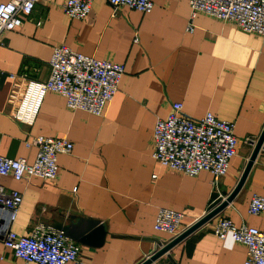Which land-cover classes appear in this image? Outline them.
I'll return each mask as SVG.
<instances>
[{"label": "crops", "instance_id": "crops-1", "mask_svg": "<svg viewBox=\"0 0 264 264\" xmlns=\"http://www.w3.org/2000/svg\"><path fill=\"white\" fill-rule=\"evenodd\" d=\"M63 1L39 0L20 27L0 35V155L32 163L36 149L24 143L37 135L73 143L70 153L58 155L54 180L0 175V185L23 196L11 230L24 236L38 224L66 227L86 264H138L168 239L154 230L159 209L183 213L188 227L236 185L253 149L248 139L256 141L264 127V37L203 13L187 31L189 0H153L148 13L123 6L114 16L107 0H93L82 20L65 16ZM61 44L122 64L118 91L103 116L69 110L63 97L49 92L32 125L19 122L26 87L20 75L45 81L52 49ZM174 102L193 119L210 112L234 123L237 153L216 187L209 172L182 175L151 157L155 122ZM254 194L264 195V147L219 215L264 232V212L247 211ZM6 224L4 217L0 264H36L4 247ZM245 257L242 244L218 239L207 223L152 264H243Z\"/></svg>", "mask_w": 264, "mask_h": 264}, {"label": "built area", "instance_id": "built-area-1", "mask_svg": "<svg viewBox=\"0 0 264 264\" xmlns=\"http://www.w3.org/2000/svg\"><path fill=\"white\" fill-rule=\"evenodd\" d=\"M39 0H9L0 3V35L20 27L29 17ZM114 16L119 7L148 13L153 0H107ZM93 0H64L63 14L70 19L82 20L90 12ZM187 31L194 29V19L203 13L223 22H231L241 31L264 37V0H189ZM37 26L41 21H37ZM50 73L45 81L26 78V87L15 114V119L32 125L43 97L56 93L63 97L67 109L82 110L103 116L118 91L124 66L77 52L66 45L53 47L49 60ZM18 75L11 74V79ZM151 157L161 166L176 173L195 177L209 172L213 186L225 176L230 160L237 153L238 140L234 123L216 118L206 112L198 119L187 116L180 102H174L165 118L155 122ZM254 144V139H248ZM26 148H35L32 163L25 158H8L0 155V175L20 181L32 176L54 180L58 175L57 157L70 153L73 143L66 137L37 135L25 141ZM23 196L16 189L0 185L1 241L15 258L36 264H86L80 256V246L68 239L62 231L38 224L28 235L11 230ZM218 199H224L219 193ZM219 201V202H220ZM218 202V203H219ZM217 203V204H218ZM216 204V205H217ZM214 207V206H213ZM249 214L264 212V195H252L248 202ZM183 213L161 208L157 211L154 230L168 235V239L155 248L162 247L186 227L182 226ZM211 232L218 239H231L246 248L243 264H264V232L245 224L237 225L217 214L209 222Z\"/></svg>", "mask_w": 264, "mask_h": 264}, {"label": "water", "instance_id": "water-1", "mask_svg": "<svg viewBox=\"0 0 264 264\" xmlns=\"http://www.w3.org/2000/svg\"><path fill=\"white\" fill-rule=\"evenodd\" d=\"M264 147V127L259 135V137L256 139V141L253 144V149L250 153V156L246 162V165L236 183L234 188L231 190L229 194L224 196V199H222L217 205L212 207L209 211H207L201 218H199L194 223L190 224L188 227H186L180 234H178L175 238H173L171 241L163 245L162 247L158 248L156 251H153L149 255L145 257L140 263L138 264H152L155 260L160 258L163 255L168 254V252L178 243H180L182 240H184L187 236L195 232L197 229L202 227L203 225L207 224L214 216L219 214L238 194V192L241 190L243 184L245 183V180L247 178V175L251 169V166L253 165V162L260 151ZM97 224V222L93 221L90 222L89 225ZM103 225L100 227V229H103ZM59 229L66 234L67 228L66 227H59Z\"/></svg>", "mask_w": 264, "mask_h": 264}]
</instances>
